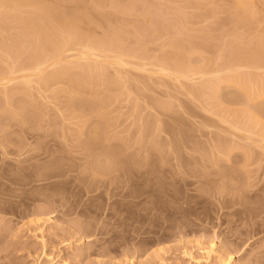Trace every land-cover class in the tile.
Segmentation results:
<instances>
[{"label": "rangeland", "instance_id": "1", "mask_svg": "<svg viewBox=\"0 0 264 264\" xmlns=\"http://www.w3.org/2000/svg\"><path fill=\"white\" fill-rule=\"evenodd\" d=\"M65 1L56 15L93 17L78 15L81 35L109 65L74 88L90 77L78 70L91 63L84 35L41 67L37 48L21 51L24 31L9 52L20 23L0 39V264H264V0H250L245 23L234 0H102L110 30L101 2ZM113 29L127 55L99 45Z\"/></svg>", "mask_w": 264, "mask_h": 264}, {"label": "bare ground", "instance_id": "2", "mask_svg": "<svg viewBox=\"0 0 264 264\" xmlns=\"http://www.w3.org/2000/svg\"><path fill=\"white\" fill-rule=\"evenodd\" d=\"M33 1H34V0H32V2H33ZM41 1H43V0H41ZM41 1L39 0L38 2H36V0H35V4H36V6H34V4H33L34 2L32 3V5H33V6H32L31 3H30V0H29V1H27V0H0V9H1V10H0V18H1V17H2V18L4 17L3 20H5V19H7V17H8V19H9V20H5V21H8V22H9L8 24H7V23H4L5 27H6V24H7V27H6V28L3 26V24H2L3 22L1 23L2 18L0 19V25L2 24V25L0 26V27H1V28H0V32H1L0 35L3 34V35H2V36H3V39H2V36H0V37H1L0 39H1L2 41H4L5 38L7 37V36L5 37V34H6V33H8V34L11 33V32H8V30L10 31V30L12 29L11 26L14 25V26L16 27V29H17V26H18V25H16L15 23H20V24H19V27H20V28H18V29H19V31H18L19 33H20V30H21L20 36H19V33L15 34V35L18 36L17 38H19V37H21V38L16 39V38H15V35H12V34L9 36V37H11V38L8 37L10 40H9L8 38H6V40H7L10 44H12V46H13L14 48H18V50H15V49L11 46L12 50H14V51L10 50L9 52H12V53H18V52L20 51L19 47H20L21 43H23V41H21V43H18V42L20 41V39H21V40H24L25 37H23V36H29V35H30V39H32L31 37H33V40H36L37 42H39V43L41 44V46H39L40 49H41V51H40V50L38 51V46H37V44H36L37 42H34V41H33V42H34V43H33V42H30V41H29V42L27 43V40H30L29 37H28V39L25 38L24 41L26 42V46H24V45L22 44L24 47H22V45H21V48H22L21 51L23 50V48H24V50H26L25 47H27L28 44H30L32 48H33V47H34V48H37L36 50H37V52H39V53H38L39 55L36 54V53H37L36 50H35V52H34V51H33L34 49H32L33 53H35L34 55H37V56H38L37 59H38L39 61H42V62H40V63H39V61H38V64H39V65H37V67H38V66L41 67V66H43V65L47 62V61H46V57L49 58V59H47V60H49V61H50L51 58H53V57L58 58V57H57L58 54H59L58 56H60V57L62 58L61 54H63V53L60 54V52H63V51H65V50H67L66 44H67V43H68V44H71V43H73V42L79 40V39L82 38V36L85 34V33H84L83 35H81V34L83 33V32H81V30H83V28H84L83 21H84L85 24H87V25H88V24H91L92 22L94 23V20H93L94 18L91 17V16L89 15L90 19L93 18L92 20H90L89 17H88V15H87L88 13L85 15L84 12H82V14L85 15L84 17L87 16V17H86V18H88L87 20H85L84 17H83L84 20H83V19H78V20H77L78 15H79V18H82V16H81L82 14L79 13V14L77 15V18L75 19L76 21H74V20L72 21V20H71V22H73V23H71L70 21H69L70 23L67 22V21H66L67 19H65V21H66V22H65V21H63L64 16H60L61 14L58 15V16L56 15V14H59L58 11H61V10H62V9H61L62 7H60V5H61L62 3H59V2L62 1V0H59V2H55V1H54L55 4H60V5H59L60 10H57V11H56V8H58V5H55V4H54V5H52V6H53V7H52L51 4H50V5L48 4V5H49V6H48V5H45L46 2L41 3ZM44 1H45V0H44ZM56 1H57V0H56ZM64 1H65V0H64ZM66 1H67V3H69L71 0H69V1L66 0ZM66 1H65V4L68 5V4L66 3ZM97 1H98V2H101V5H102V6L100 5V3L97 4V2L95 3L94 6H95V7H96V6H98V7L100 6V7H99L100 10H101V9L103 10V6H104L103 4H104V2H103L102 0H101V1L97 0ZM234 1H235L236 6H237L236 8L239 9V12H238V13H241V12H242V16H243V17H242V18H243L242 21L246 19V20L249 22L250 17L252 18V16H249V15L251 14V13H249V10H250V0H234ZM253 1H254V0H253ZM253 1H251V3H252V8L255 7V6L253 7ZM27 2H29V3H27ZM73 2H75V0H74ZM76 2H77V1H76ZM71 3H72V1H71ZM26 4L28 5V7H29V6H32L31 8H33V9L30 8L32 11H27L29 8L27 7ZM46 4H47V3H46ZM52 4H53V3H52ZM65 4H64V5H65ZM24 5L26 6V9H25V6H24ZM64 5H63V6H64ZM22 6H23L24 8H22ZM55 6H56V7H55ZM19 7H20L21 9H23V10H22L23 13H22V11H18V10H20ZM34 7H35V8H34ZM54 7H55V8H54ZM98 7L94 8V10L96 9L94 12H96L97 10L99 11V8H98ZM27 8H28V9H27ZM97 8H98V9H97ZM118 8H119V9H118ZM2 9L5 10V12H3ZM13 9L16 11V13H17V11H18V16H17V14L14 12ZM30 9H29V10H30ZM58 9H59V8H58ZM117 9L119 10V11L117 10L119 13H120V12L126 13V14H122V13H121V15H127V11H126V10H127L128 8H123V7H119V6H118ZM120 9H121V10L123 9V10L121 11ZM8 10H9V11H10V10H11V11L13 10V12H11V13H13V14L15 13V14L13 15L14 17L11 15V13H10ZM24 10H25V11H24ZM124 10H125V11H124ZM144 10H145V9H142V10H140V11H141V13H142L145 17H147V18H145V19L147 20V19H149V18H148L149 14L146 12V10H145V11H144ZM240 10H242V11L240 12ZM1 11H2V12H1ZM7 11H8V12H7ZM34 11H36V14H35ZM98 11H97L96 14H94V15H97V14H98V16H99V13H100V16H101V11H100L99 13H98ZM129 11H131V10L129 9ZM142 11H143V12H142ZM250 11H254V12H255L256 10H255V8H254V9H251ZM6 12H7V14H6ZM25 12H26V14H25ZM29 12H31V13L29 14ZM32 12H34V13H32ZM57 12H58V13H57ZM102 12H103V11H102ZM256 12H257V11H256ZM2 13H5L7 16L4 15V14H2ZM27 13H28L29 16H31V17H32V14H33V16L36 15L35 17L37 18L38 21H37L36 19H32V20H33V22H32V20H30L31 17L27 16ZM60 13H62V12H60ZM104 13H105V12H104ZM104 13H102V14H104ZM130 13H131V12H130ZM130 13H128V14H130ZM9 14H10L11 16H10ZM21 14H22L23 17H20ZM80 14H81V15H80ZM105 14H106V13H105ZM145 14H146V15H145ZM243 14H244V15H243ZM253 14L255 15V13H253ZM8 15H9L11 18L13 17L12 19L16 18V16L18 17V19H19V18H20V19L18 20V19L16 18V19L18 20V22H16V19L12 20L11 18H9ZM106 15H107V14H106ZM147 15H148V16H147ZM238 15H239V14H238ZM5 16H6V18H5ZM26 16H27L28 18H26ZM59 16H60V18H61V17H63V18L60 19V18H58ZM80 16H81V17H80ZM100 16H99V19H100V18H103L102 16H101V17H100ZM103 16H104V15H103ZM109 16H110V15H109ZM46 17H47V18H46ZM96 17H97V16H96ZM121 17H122V16H121ZM29 18H30V19H29ZM32 18H33V17H32ZM43 18H45L44 21L47 20V19L49 18V20H47L48 22L45 21L47 25H46L45 22L42 20ZM97 18H98V17H97ZM107 19H108V18H107ZM107 19H106L105 16H104L103 20H105V21H104L105 23H106ZM239 19H240V18H239ZM34 20H35V22H36V21H37V22L34 23ZM40 20H41V21H40ZM80 20H81V22H82V23H80V26H81V24H82V29H81V27L79 26V23H78V22H80ZM82 20H83V21H82ZM89 20L92 21V22H91V23H87V22H90ZM100 20H101V19H100ZM100 20H98V21H99L100 23H102L103 20H101L102 22H101ZM10 21H11V22H10ZM12 21H13V23H14L13 25L10 24V23H12ZM14 21H15V22H14ZM39 21H40V22H39ZM86 21H87V22H86ZM247 21H246V22H247ZM254 21H255V20H253V22H254ZM96 22H97V21H96ZM104 22H103L102 24H105ZM240 22H241V21H240ZM243 22H244V21H243ZM248 22H247L246 26H248ZM29 23H33V24H29ZM37 23H38V24H37ZM48 23H49V24H48ZM107 23H108V21H107ZM107 23H106L105 27L108 25ZM241 23H242V22H241ZM244 23H245V22H244ZM34 24L39 25V27H38V26H35ZM109 24H111L112 28L115 27V26H113L114 23L112 24V16H111V18H110V22H109ZM253 24H254V23H252V22L249 23V26H248V27H250V25H253ZM20 25H21V26H20ZM30 25H32V26H30ZM114 25H115V24H114ZM2 26H3V28H5V30L2 28ZM8 26H9L10 28H8ZM14 26H13V27H14ZM29 26H30L31 28H30ZM15 27H14V28H15ZM79 27H80V28H79ZM107 27H108V26H107ZM7 28H8V29H7ZM22 28H23V29H22ZM35 28H36V29L38 28V32H36V33H34ZM108 28H109V29H108ZM108 28H107V30H110V27H108ZM112 28H111V29H112ZM2 29H3V30H2ZM29 29H30V30H31V29H34V31L32 32L33 34L30 33ZM80 29H81V30H80ZM115 29H116V31H118V30H117V29H118L117 27H116ZM115 29L112 30L113 32H112L111 34H110L111 31H110L108 34H109L110 36H112V34H113L114 32L117 34V32L114 31ZM123 29H124V30H123ZM6 30H7V32H4V31H6ZM119 30H120V29H119ZM23 31H24V33H23V36H22V32H23ZM121 31H126V29H125V28H121ZM2 32H3V33H2ZM118 33H119V32H118ZM6 35H7V34H6ZM89 35H90V34H88V36H89ZM119 35H120V34H117V36H116V35H113L112 37H114V39H113V38H107V37H106V38H105L106 43L103 42V41H104V40H103V41H102L103 43H102V44H99V45H100L101 47H103L104 50H105V48L107 49V46H108V51H113V52L116 51V53H118V51H120V50L122 49L121 41H122L123 44H124L123 36L121 37V36H119ZM121 35H123V33H122ZM261 35H262V34H261ZM261 35H260V36H261ZM12 36H14V37H12ZM80 36H81V37H80ZM84 36H85L87 39H89V40H85ZM84 36H83L84 40H85L86 42L89 41V43H88V42H87V43H88L90 46H89V45L87 46V48L81 53L80 57H81V58H85L86 60H91V63H88V64H85V63H84V64H85V67H82V68H81L82 64H81V66H79L80 64H79L78 66H76V63H74L75 65H74V64H73V65L76 66L77 69L80 67L81 69H78V70H80V71H81L82 69H84V72H85V71H86L85 73L88 72V75H90V77L87 76L86 74H84V72H83V70H82V74H84L86 77H84V75H82V76L80 77L81 80H79V78L77 77L75 80L77 81V79H78L79 81H77L78 83H77L76 81H74V83L76 84V85L74 86V88H76L77 85H78V86H82L81 88H83V87H84L83 85H86V84H84V83H87L90 79L92 80L93 77L91 78V76L94 75V74H93L94 72H97V70H99V71H103V70H104V68H103L104 66H103V65H106V67H107V65H109V64H103L102 61H101V63H102L103 65L100 64V60H99V62L96 60V58L98 57V55H95V53L92 52V49L94 50L95 46L98 47V43H99L100 41H98V39H97L98 42L95 41V40H93L94 38H93L91 35L89 36V38H88L86 35H84ZM107 36H108V35H107ZM22 37H23V39H22ZM72 37H73V39L76 38V40L74 39V40H75V41H74V40L72 39ZM91 37H92L93 39H92ZM256 37H258V35H257ZM12 38H13V39H12ZM14 38H15V39H14ZM70 38H71V39H70ZM26 39H27V40H26ZM69 39L71 40V41H70L71 43L69 42ZM107 39H109V40H107ZM120 39H122V40L120 41ZM262 39H263V40H262ZM1 40H0V41H1ZM12 40H14V41L16 40L17 43L14 42V44H13V41H12ZM18 40H19V41H18ZM72 40H73V42H72ZM256 40H258V43H261V44L264 45V38H263V35H262L261 38H259V37L256 38ZM259 40H260V41H259ZM11 41H12V42H11ZM31 41H32V40H31ZM91 41H92L93 43H92ZM108 41H110V42H108ZM90 42H91V43H90ZM95 42L97 43V45L95 44ZM184 42H185V43H184ZM184 42L182 41L181 43H178V46H179V44H180V46H179V50H181L182 47H183V49H184L183 51H188V50H186V49H188L189 46H188V48H186V46L189 45L191 41H189V40H188V41L184 40ZM15 43H16V44H15ZM109 43H110L111 47H112L113 44L115 45L114 47L111 48V50H109V48H110V47H109V46H110ZM112 43H113V44H112ZM183 43L185 44V46H184ZM191 43H192V42H191ZM258 43H257V49L259 48V51H260V50L263 51V49H264L263 45H262V46H261V45L259 46ZM17 44H18L19 46H17ZM24 44H25V43H24ZM33 44H34V45H33ZM35 44H36V46H35ZM103 44H104V45H105V44H108V45H105V46H104ZM135 44H136V46L138 47V45H137L138 43H135ZM15 45H16L17 47H16ZM91 45H92V46H91ZM93 46H94V47H93ZM123 46H124V45H123ZM134 46H135V45H134ZM136 46H135V47H136ZM92 47H93V48H92ZM184 47H185L186 49H185ZM261 47H263V49H262ZM11 48H10V49H11ZM27 48H28V47H27ZM180 48H181V49H180ZM260 48H261V49H260ZM95 49H97V48H95ZM112 49H113V50H112ZM114 49H115V50H114ZM124 49L126 50V47L123 48V51H125ZM129 49H130V48H129ZM133 49H135V48H133ZM133 49H131V50H133ZM24 50H23V51H24ZM117 50H118V51H117ZM131 50H128V51H131ZM238 50H239V49H238ZM181 51H182V50H181ZM50 52H51L52 56L49 57L48 54H50ZM52 52H54V55H53ZM120 53H121V55H122V54L125 53V52H121V51H120ZM120 53H118V54L120 55ZM256 53H257V54H256ZM258 53H259V52L256 50V52L254 51V53H252L250 56H251V57H252V56L254 57V55H255V57H254V59H255V58L258 57ZM260 53H261V55H260ZM260 53H259V57L257 58V62H258V61H261V60H258V59H262L260 56H264V51H263V52L260 51ZM56 54H57V55H56ZM142 54H143V53H142ZM144 54H145V53H144ZM174 54L178 55V53H174ZM47 55H48V56H47ZM123 55H127V53H126V54H123ZM176 55H173V56H174L175 58H177ZM238 55H239V54H238ZM238 55H236V57H238V58H241V57H242V56L240 57L241 54H240L239 56H238ZM256 55H257V57H256ZM39 56H41V57H39ZM250 56H249V57H250ZM60 57H59V58H60ZM117 57H118V56H117ZM117 57H115V58H117ZM170 57L173 58V59H175V58L172 57V56H170ZM170 57L168 58L169 60L171 59ZM178 57H181V56L178 55ZM253 57H252L251 59H253ZM61 58H60V59H61ZM107 58H108V57H107ZM118 58H119V57H118ZM118 58L116 59V60H117L116 65H120V66H121V65H124V64H123L124 62H122L123 60L120 61V59H118ZM40 59L45 60V62H43V60H40ZM53 59H54V58H53ZM111 59H112V58H111ZM113 59H114V58H113ZM249 59H250V58H249ZM251 59H250V60H251ZM254 59H253V61L256 62ZM116 60H114V61H116ZM118 60H119V61H118ZM253 61H252V62H253ZM121 62H122V64H121ZM257 62H256V64H257ZM104 63H105V62H104ZM106 63H109V62H106ZM260 63H261V62H259L258 64H260ZM84 64H83V65H84ZM171 64H173V63H171ZM171 64L169 63V65H170L169 67L172 66ZM258 64H257V65H258ZM73 65L71 66V68L69 67L71 70H69L68 68L65 67V66H68V65H65L64 67H65L66 69H68V70L71 72V71L75 68V67H73ZM102 66H103V67H102ZM176 66H177V65H176ZM176 66L174 67V65H173L172 69H170L169 67H168V69H167V67L164 66V67H162V69H163V68H166V69H167L166 71H169V72H170V70H171L172 73L175 72L174 74H176V75L178 74V76H179L180 74H179L178 72H180L181 70H183V68H181L180 66H178V67H180V68H178V69H180V71H179V70H177ZM37 67H36V68H37ZM64 67L62 66V69H63ZM72 67H73V69H72ZM36 68H35V69H36ZM76 68H75L73 71H76V70H77ZM173 68H174L176 71L173 70ZM169 69H170V70H169ZM36 70H38V69H36ZM63 70H65V69H63ZM68 70H67V72H65V74H66V73H70ZM58 71H59V72H58ZM58 71L55 72L56 74H52V77H55V76H57V75L59 76V75H62V74L64 73V72L62 73L61 69L58 70ZM65 71H66V70H65ZM166 71H165V72H166ZM177 71H178V72H177ZM186 71H187V69H186ZM236 71H237V70H235V72H236ZM160 72H164V70H161ZM176 72H177V73H176ZM42 73H43V72H42ZM42 73H41V75H42ZM57 73H58V74H57ZM180 73H183V75H184L185 72L181 71ZM91 74H92V75H91ZM234 74H235V73H234ZM234 74H232V75H234ZM239 74H240V76H242L241 73H239ZM11 75H14V74H11ZM99 75H100V74H99ZM102 75H103V74H102ZM183 75H182V76H183ZM235 75H236V74H235ZM237 75H238V73H237ZM237 75H236L235 77L238 78L239 75H238V76H237ZM97 76H98V75H97ZM100 76H101V75H100ZM83 77H84V78H83ZM230 77L232 78L233 76H229V78H230ZM235 77H233L232 79L230 78L231 80L229 79V81H231V82L235 81V82H236V80H234ZM30 78H32V76H30ZM30 78L28 77L27 79L30 81ZM43 78L45 79V82H46V83L49 82V80H48L49 78H48V77H47V80H46L45 77H43ZM43 78H41L40 80H43ZM82 78H83V79H82ZM85 78H88L89 80H88V79L86 80ZM237 78H236V79H237ZM19 79H20V78H19ZM27 79L24 78V77L22 78L23 81H24V80H27ZM177 79H178V78H177ZM214 79H215V78H214ZM243 79H244V77H243ZM243 79H242V78L239 79V80L237 79L238 81L242 80V81H241L242 83L239 82L240 85L238 84V81H237V86H239V87L241 86V89L247 88V87L245 86L244 83H246V81H248V78H247V80H246V77H245V82L243 81ZM3 80H4V79H3ZM15 80H16V79H15ZM83 80H86V81H83ZM232 80H233V81H232ZM81 81H83V84L81 83ZM8 82H10V81H8ZM25 82H26V81H25ZM25 82H24V84H25ZM27 82H28V81H27ZM45 82H44V83H45ZM214 82H215V81H214ZM81 84H82V85H81ZM111 84H112V83H111ZM243 84H244V85H243ZM246 84H247V83H246ZM204 85L207 86L206 84H202V88L205 87ZM210 85H211V84H210ZM199 86H200V89L198 88V86H197V87H194L195 89L197 88V90L195 91V90L193 89V92L195 91V92L197 93L198 90H201V91H198V95L201 97L200 94H202V90H203V89L201 88V85H199ZM242 86H245V87L242 88ZM210 87H211V86H210ZM205 88H206V87H205ZM211 88H212V87H211ZM77 89H78V88H77ZM79 89H80V87H79ZM247 90H248V89H246V91H247ZM195 92H194V93H195ZM199 92H201V93H199ZM263 92H264V90H263ZM250 94H252V93H250ZM109 159L112 161L111 158H108V160H109ZM108 160H107V161H108ZM110 160L108 161V163H106V165L109 164ZM110 164H111V163H110ZM108 166H109V165H108ZM125 171H126V170H125ZM123 189H125V188L123 187ZM144 189H145V192H147V193L149 192L150 194L153 193V190L156 191V187H154L153 185H146V186L144 187ZM148 189H149V190H148ZM166 191L169 192V196H171V197L174 196V198H175V197H176V198L178 197L177 194H175V192H178V191H176V188H175L174 186H173L172 188H171V187L166 188ZM151 192H152V193H151ZM150 194H149V196H150ZM153 195H154V194H153ZM151 196H152V195H151ZM210 247H214V243L211 244ZM187 255H188L191 259L195 260V257L192 256L191 253H188ZM209 255H210V254H209ZM209 255H208V257H210ZM232 258H233V256H228L227 259H226L224 262L222 261V260H224V259H221V261H222L221 264H231V263H232ZM196 261H197V264H201V263H202L199 259H198V260L196 259Z\"/></svg>", "mask_w": 264, "mask_h": 264}]
</instances>
